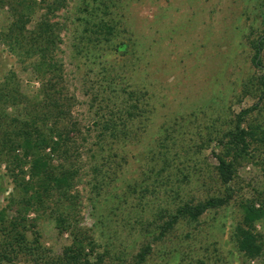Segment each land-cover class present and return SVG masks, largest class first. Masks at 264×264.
Wrapping results in <instances>:
<instances>
[{"label": "rangeland", "instance_id": "374dc122", "mask_svg": "<svg viewBox=\"0 0 264 264\" xmlns=\"http://www.w3.org/2000/svg\"><path fill=\"white\" fill-rule=\"evenodd\" d=\"M111 1L112 15L106 20H111L117 30L111 45H105L99 52L104 56L108 48L105 59H88L79 56L75 49L86 48L87 43L84 23L78 21V17L85 15L78 12L81 0H69L68 7L54 19L64 24L60 56L65 64V83L76 97L73 120L80 130L77 140L83 169L75 181L74 193L79 197L77 213L81 227L97 241L98 252L109 247L112 255L120 252L129 260L144 245L153 242L149 264H264V261L245 263L232 241L241 198L251 199L264 188L262 151L256 152L254 159L240 169L234 185L239 192L228 207L208 211L197 223L178 225L161 242L154 243L153 233L149 237L145 230L159 208H176L187 201L204 200L223 189L213 175L217 164L214 144L199 149L209 132L226 128L242 111L261 100L256 91L248 96L245 91L252 90L261 75L253 65L252 43L264 34V0ZM9 20L7 10L2 11V27H7ZM120 45L126 46V54L117 51ZM7 48L0 43V83L15 70L23 93L34 96L40 83L31 69L22 70L17 57ZM262 58L264 61V51ZM105 60L124 77L121 84H130L147 94L142 111L148 118L145 132L119 145L118 158L107 161L91 156L98 150L99 131L95 122L101 105L93 104L89 94L90 89L102 91L108 85L102 76ZM258 110L246 119L264 126V100ZM166 139L164 145L168 146L173 166L179 167V172L174 186L169 191L160 189L158 199L154 200L156 183L152 169L160 164H153L151 158L154 151L160 150L158 154L165 151L160 143ZM53 164H64L63 159L54 157ZM95 165L111 176L101 191L94 187ZM184 174L190 176L189 183L184 181ZM53 202L46 211L37 206L27 208L23 193L7 174L6 166H0V212H6L8 222L27 219L28 240L39 238L47 254L55 257L71 244V236L61 235L56 229L57 209ZM22 230L23 227H18V231ZM258 230L264 232V225ZM3 244L0 234V251H4ZM11 256V262L0 264H36L23 253Z\"/></svg>", "mask_w": 264, "mask_h": 264}, {"label": "trees", "instance_id": "16d2710c", "mask_svg": "<svg viewBox=\"0 0 264 264\" xmlns=\"http://www.w3.org/2000/svg\"><path fill=\"white\" fill-rule=\"evenodd\" d=\"M68 3L69 0H0V13L7 10L10 19L7 27H2L0 21V43L17 57L22 70L31 69L40 83L37 93L31 97L23 93L15 70L10 71L0 83V166H6L7 174L23 193L27 208L37 206L46 211L54 200L56 229L61 235L69 233L71 236V244L64 248L61 255L49 256L39 238L33 242L28 240L25 230L27 219L21 217L8 222L6 212L1 211L0 234L4 239V251H0V263L11 262V255L23 253L32 257L36 264H149L153 242L144 245L129 260L120 252L112 255L109 247L104 252H98L99 244L80 225L77 213L79 197L74 192L75 181L83 169L80 163L83 155L77 140L80 130L73 120L76 97L65 83V64L60 56L59 44L63 42L64 24L54 21L68 7ZM113 5L111 0H81L78 12L85 15L78 17V21L84 23L87 43L86 48H75L79 56L105 59L108 48L104 56L99 52L105 45H111L117 30L111 20H106L112 15ZM262 23L264 27V10ZM119 47L117 51L127 53L126 46ZM252 47L255 50L253 65L261 75L256 85L253 84L255 87L252 85V90L246 89L245 95L256 91L261 96V102L264 100V34L253 41ZM109 63L105 60L102 72L108 85L102 91H89L92 103L99 102L101 105L95 122L99 131L96 137L98 150L91 156L94 159L99 156L104 161L118 158L119 145L123 146L144 133L148 120L145 111H142L147 94L130 84H121L124 77L122 79L117 74L118 69ZM260 102L242 111L236 121H231L226 128L209 132L208 139L202 140L200 151L205 149L206 144L208 147L214 144L213 155L217 164L213 167V175L223 189L204 200L187 201L176 208H159L152 223L145 228L149 237L153 233L151 239L154 243L168 238L178 225L197 223L208 211L228 207L236 198L239 190L236 191L234 185L239 179L240 169L254 159L256 152L264 153V126L246 119L258 110ZM107 141L112 142L107 145ZM167 141L160 143V148L165 149L163 153L158 154L160 150L152 153V163L160 164L159 168L155 166L152 169L156 183L152 193L154 200L158 199L156 195L160 189L169 191V187L174 186L173 180L178 177L179 167L173 166L171 152L164 145ZM54 157L63 159L64 164L54 166ZM195 165L198 167V163ZM93 172L96 180L94 187L101 191L111 176L97 165L93 167ZM27 177L29 180H26ZM183 179L189 183L191 178L184 174ZM178 182L184 183L182 180ZM239 214L233 230V244L245 263L264 261V232L258 230L264 225V188L256 191L251 199L241 198ZM18 227H23V230L18 231Z\"/></svg>", "mask_w": 264, "mask_h": 264}]
</instances>
